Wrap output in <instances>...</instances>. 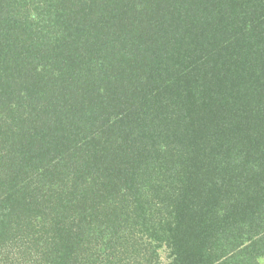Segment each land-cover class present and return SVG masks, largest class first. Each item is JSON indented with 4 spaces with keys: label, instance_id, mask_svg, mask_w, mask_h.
<instances>
[{
    "label": "trees",
    "instance_id": "1",
    "mask_svg": "<svg viewBox=\"0 0 264 264\" xmlns=\"http://www.w3.org/2000/svg\"><path fill=\"white\" fill-rule=\"evenodd\" d=\"M261 264L264 0H0V262Z\"/></svg>",
    "mask_w": 264,
    "mask_h": 264
},
{
    "label": "rangeland",
    "instance_id": "2",
    "mask_svg": "<svg viewBox=\"0 0 264 264\" xmlns=\"http://www.w3.org/2000/svg\"><path fill=\"white\" fill-rule=\"evenodd\" d=\"M160 253H161V259H162L161 264H168L170 262V260L167 258L168 251L164 250V251H161ZM260 263L264 264V258L260 260ZM0 264H5V261L0 262Z\"/></svg>",
    "mask_w": 264,
    "mask_h": 264
}]
</instances>
